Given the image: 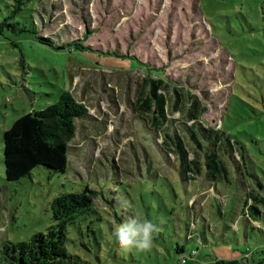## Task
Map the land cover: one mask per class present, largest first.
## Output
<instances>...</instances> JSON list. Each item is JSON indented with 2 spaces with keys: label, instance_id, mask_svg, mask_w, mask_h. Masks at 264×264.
<instances>
[{
  "label": "rangeland",
  "instance_id": "obj_1",
  "mask_svg": "<svg viewBox=\"0 0 264 264\" xmlns=\"http://www.w3.org/2000/svg\"><path fill=\"white\" fill-rule=\"evenodd\" d=\"M13 4L0 0V21ZM29 6L38 7L39 35L58 45L79 40L90 49L53 52L34 33H15L18 26L0 35V257L5 245L26 244L54 225V197L87 186L96 192V240L85 234L86 221L81 233L68 227L65 245L86 264H176L172 245L185 242L182 235L196 224L203 232L208 225L232 254L249 251L246 264H264V217L241 218L247 205L264 212L248 196L264 198V0H31ZM147 67L169 80V105L174 89L191 95L206 109L202 125L230 136L251 190L203 178L182 183L175 166L160 160L154 131L133 111ZM62 90L89 114L76 122L66 172L48 177L37 168L30 178L6 181L4 132L22 115L56 102ZM169 117L181 123L179 113ZM154 167L176 187L177 203L161 191L170 184ZM134 215L158 228L150 251L126 253L115 242L114 228ZM187 243L198 246L194 239ZM205 252L198 249L200 263L186 264H212Z\"/></svg>",
  "mask_w": 264,
  "mask_h": 264
},
{
  "label": "trees",
  "instance_id": "obj_2",
  "mask_svg": "<svg viewBox=\"0 0 264 264\" xmlns=\"http://www.w3.org/2000/svg\"><path fill=\"white\" fill-rule=\"evenodd\" d=\"M14 1V9L0 21V35L3 34L4 27L15 31V26H18L15 33L32 32L36 35L38 44L53 52H82L90 49L89 45L79 40L58 45L54 37L39 35L34 15H37L40 4L36 8L29 6L25 9L26 2L31 0ZM16 17L21 22L13 21ZM26 21L28 27L25 25ZM167 81L169 80L163 73L158 76L154 73V69L147 67L133 103L135 117L142 122L145 130L154 131V146L160 160L166 165L175 166L178 179L182 183L196 182L203 178L212 185L239 183L251 190L245 181L248 178L242 171L238 147L232 142L230 136L221 128H208L202 125L200 118L206 109L199 100L192 99L191 95L174 89L175 96L169 105L166 92L170 85ZM170 112L180 114V124H175L174 119L169 117ZM88 116L87 108L74 97L71 91L62 90L53 104L48 103L42 110L26 113L16 119L3 135L6 181L16 182L23 178H30L37 168L48 172L45 173L48 177L55 173L66 172L70 145L76 135V122ZM154 171L155 176L158 171L157 177L167 180L170 184L169 187L166 185L167 189L160 185L161 191L167 190L171 199L177 203V190L171 180L155 167ZM252 192H254L253 189ZM254 194H249V199L264 209V198ZM95 198L96 192L87 186L82 191L61 193L54 197L49 203L54 225L45 233L33 235L26 244H13L11 250L8 244L5 245L1 251L0 263L86 264L79 256L70 254L65 245L70 225L75 227L77 225L76 228L81 233L80 223L88 221L85 234L91 233L95 237L96 233L92 227L94 226L92 224L97 221L95 219L97 212L94 209ZM160 205L167 209L166 202L161 201ZM254 206L247 205L241 212L243 213L241 218L251 221H253L251 215L255 218H263L264 212ZM194 219L190 217V224H196ZM206 226L208 232L207 230L203 232L204 227L196 224L194 230L182 235L185 242H175L172 248L168 244L165 246L166 242L163 241L167 254L170 253L169 249H172V257L176 259L174 263H200L197 252L201 248L206 250L202 257L210 258L206 260L209 263L246 264L245 256L249 251L232 254L228 247L224 248L222 245L224 241L211 234V229L208 225ZM199 228L200 234L197 233ZM209 233L212 235L211 239H208ZM158 234L161 235V233ZM192 239L198 243L195 249L190 248L187 243Z\"/></svg>",
  "mask_w": 264,
  "mask_h": 264
},
{
  "label": "clouds",
  "instance_id": "obj_3",
  "mask_svg": "<svg viewBox=\"0 0 264 264\" xmlns=\"http://www.w3.org/2000/svg\"><path fill=\"white\" fill-rule=\"evenodd\" d=\"M121 204L124 207L131 206L127 199H122ZM157 232L158 228L151 220L134 215L117 225L113 230V236L120 249L126 253L133 249L146 252L152 249Z\"/></svg>",
  "mask_w": 264,
  "mask_h": 264
}]
</instances>
